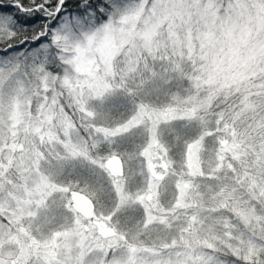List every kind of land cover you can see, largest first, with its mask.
I'll use <instances>...</instances> for the list:
<instances>
[{"label":"snow or ice","instance_id":"1","mask_svg":"<svg viewBox=\"0 0 264 264\" xmlns=\"http://www.w3.org/2000/svg\"><path fill=\"white\" fill-rule=\"evenodd\" d=\"M0 264H264V0H0Z\"/></svg>","mask_w":264,"mask_h":264}]
</instances>
